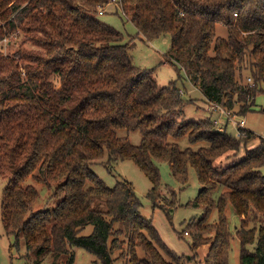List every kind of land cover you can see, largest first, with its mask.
Wrapping results in <instances>:
<instances>
[{
	"label": "trees",
	"instance_id": "obj_1",
	"mask_svg": "<svg viewBox=\"0 0 264 264\" xmlns=\"http://www.w3.org/2000/svg\"><path fill=\"white\" fill-rule=\"evenodd\" d=\"M122 1L137 33L149 41L169 35V57L209 102L228 111L237 105V117L253 109L264 93V0ZM108 2L0 0V40L24 33L35 47L0 50L5 234L23 237L34 264L46 254L53 264L62 257L72 264L74 246L100 264H115L119 256L124 264H173L157 249L169 253L140 215L132 184L109 187L92 169L105 156L106 163L133 161L152 184L146 196L154 207L157 163L164 162L178 182L186 183L192 168L201 184L190 206L204 212L195 227L213 238L206 264H229L228 207L240 217L239 264H264V137L241 127L230 135L210 117L183 121L177 84L159 85L150 69L136 65L123 33L96 16ZM217 23L227 26V38L216 36ZM242 69L251 83L239 80ZM119 129L139 131V143L118 136ZM181 138L187 147L179 146ZM251 141L256 145L247 148ZM241 146L244 157L225 165L222 159L235 157ZM29 176L56 184L54 208L27 216L38 197L24 184ZM219 187L225 190L214 197ZM213 210L217 220L208 222ZM87 225L91 233L80 235Z\"/></svg>",
	"mask_w": 264,
	"mask_h": 264
},
{
	"label": "rangeland",
	"instance_id": "obj_2",
	"mask_svg": "<svg viewBox=\"0 0 264 264\" xmlns=\"http://www.w3.org/2000/svg\"><path fill=\"white\" fill-rule=\"evenodd\" d=\"M125 4L122 0H109L103 7L97 9L96 16L100 21L105 22L114 28L120 30L124 35V41L134 47L131 54L137 66L148 68L153 72L157 82L161 86L174 81L180 88V93L184 101L183 121L199 120L210 117L215 121L218 129H224L228 134L236 136L238 134V125L234 121H229L224 114L221 105H215L209 102L201 93L198 85L186 74V69L179 62L173 61L167 49L170 46V37L168 34L160 35L158 39L149 41L144 35L137 33L131 16L125 13ZM216 36L227 38L228 29L223 23L216 24ZM35 48L27 36L22 34H10L0 40V50L4 53H12L18 48ZM213 54V51H211ZM241 77L238 78L244 83H251L248 80V70L242 69ZM238 77V75H237ZM238 106L228 114H236ZM235 119V118H234ZM244 119V128L253 131L259 136L264 137V93L257 94L253 109L245 115L238 116L237 120ZM118 136L125 137L132 144H138L141 135L139 131L127 132L124 129L117 131ZM181 148L187 147L186 138L178 141ZM256 145V141L247 144V148ZM245 155V147L241 146L239 153L229 160L222 159L225 165L233 164L241 160ZM105 156L98 163L92 164V169L96 174L106 182L109 187H113L119 182H130L133 186L136 196L141 201L140 215L151 221L153 227L159 234L161 243L168 247L169 253L166 254L162 247L157 246L165 260L173 264H206L208 248L213 238L211 234L201 233L195 227L196 222L204 214L201 208L190 206L191 200L197 195L201 188L192 168L188 170V180L182 184L178 182L169 171L167 163H157L160 173L159 190L156 195L154 207L147 198V192L152 184L145 174L129 159L117 160L106 163ZM7 182V178L0 176V264H34L33 256L26 250L22 236L14 241L12 236H7L2 225V189ZM24 184L33 185L38 191V197L32 204L27 216L44 209H52L56 206L58 200L53 196L55 183L36 182L31 176L25 179ZM219 191L214 194L216 197L224 191V187H219ZM231 235L230 250L228 253L229 264H239L240 244L236 236V230L240 225V217L232 212L228 207L226 210ZM217 220V211L213 210L208 222ZM92 225L85 226L80 235H88L92 231ZM202 234V236H201ZM208 237V238H207ZM252 249V247H250ZM74 261L72 264H100L97 258L90 252L81 247L74 246ZM139 256H143V251L137 248ZM118 252L113 254L116 257ZM121 256L116 257L115 264H124ZM40 264H53L50 254L43 256ZM57 264H66L65 258H61Z\"/></svg>",
	"mask_w": 264,
	"mask_h": 264
},
{
	"label": "built area",
	"instance_id": "obj_3",
	"mask_svg": "<svg viewBox=\"0 0 264 264\" xmlns=\"http://www.w3.org/2000/svg\"><path fill=\"white\" fill-rule=\"evenodd\" d=\"M101 8V7H100ZM248 80H250V78H248ZM217 105V104H215ZM224 109V108H223ZM225 110V109H224ZM228 113H225L224 114L227 116V118L229 119V121H234V123H236L238 125V127H241V128H244V119H239L237 120V116L235 114H232V116L230 117V115H228L231 111H227ZM235 118V119H234ZM219 130H222V128H220ZM239 131H238V135H239Z\"/></svg>",
	"mask_w": 264,
	"mask_h": 264
}]
</instances>
